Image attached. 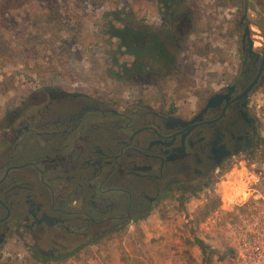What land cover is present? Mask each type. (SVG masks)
I'll use <instances>...</instances> for the list:
<instances>
[{
    "label": "flooded vegetation",
    "instance_id": "obj_1",
    "mask_svg": "<svg viewBox=\"0 0 264 264\" xmlns=\"http://www.w3.org/2000/svg\"><path fill=\"white\" fill-rule=\"evenodd\" d=\"M239 27L238 69L193 110L50 87L10 115L0 139V260L9 244L44 262L75 256L252 153L263 141L252 97L264 82V37L256 26L247 34L242 17Z\"/></svg>",
    "mask_w": 264,
    "mask_h": 264
},
{
    "label": "rangeland",
    "instance_id": "obj_2",
    "mask_svg": "<svg viewBox=\"0 0 264 264\" xmlns=\"http://www.w3.org/2000/svg\"><path fill=\"white\" fill-rule=\"evenodd\" d=\"M184 5L175 27L167 24L156 0H19L0 5V139L9 116L29 108L35 93L50 87L108 96L120 104L141 99L184 112L195 109L238 69L244 0H185ZM261 12L264 0H253L252 17L261 20ZM112 20L117 26L125 21L146 25L164 36L170 62L160 66L142 55V70L125 72L121 65L130 66L136 56L107 32ZM252 104L263 141L199 192L184 201L177 198L168 209L70 258L44 262L30 255L27 246L9 244L0 264H146L167 258L184 264H231L222 232L226 214L246 188L264 190V82Z\"/></svg>",
    "mask_w": 264,
    "mask_h": 264
},
{
    "label": "built area",
    "instance_id": "obj_3",
    "mask_svg": "<svg viewBox=\"0 0 264 264\" xmlns=\"http://www.w3.org/2000/svg\"><path fill=\"white\" fill-rule=\"evenodd\" d=\"M247 196L233 202L223 222V236L233 255L231 264H264V190L251 186ZM146 264H184L167 258Z\"/></svg>",
    "mask_w": 264,
    "mask_h": 264
},
{
    "label": "trees",
    "instance_id": "obj_4",
    "mask_svg": "<svg viewBox=\"0 0 264 264\" xmlns=\"http://www.w3.org/2000/svg\"><path fill=\"white\" fill-rule=\"evenodd\" d=\"M156 1L161 6L162 14L167 24L175 27L177 14L186 10L184 5L185 0ZM15 2H19V0H0V5L6 6ZM110 14L113 18L118 19V16L115 13ZM107 32H109L111 36L118 38L122 45L126 44L127 46H130L131 50L135 53L136 58L130 66L127 63L121 65L125 72H129L132 69H135V72L141 71L142 55L156 61L159 65H162L164 62H170L168 46L162 41L164 36L157 35L146 25L139 27L125 21L123 25L117 26L112 20V22L110 21L108 24ZM202 248L204 249V246H202Z\"/></svg>",
    "mask_w": 264,
    "mask_h": 264
},
{
    "label": "water",
    "instance_id": "obj_5",
    "mask_svg": "<svg viewBox=\"0 0 264 264\" xmlns=\"http://www.w3.org/2000/svg\"><path fill=\"white\" fill-rule=\"evenodd\" d=\"M242 21L246 24L247 34L251 35L256 33L253 30V26H256L261 31V36L264 37V26H262L252 17V0H244V14L242 15ZM251 45H253V39L251 40ZM214 99L215 98L213 97L209 100L208 106L213 102Z\"/></svg>",
    "mask_w": 264,
    "mask_h": 264
},
{
    "label": "bare ground",
    "instance_id": "obj_6",
    "mask_svg": "<svg viewBox=\"0 0 264 264\" xmlns=\"http://www.w3.org/2000/svg\"><path fill=\"white\" fill-rule=\"evenodd\" d=\"M246 196H247V192L244 193V194H242L241 196L238 195V196L236 197V200L238 201V200H241V199H245Z\"/></svg>",
    "mask_w": 264,
    "mask_h": 264
}]
</instances>
